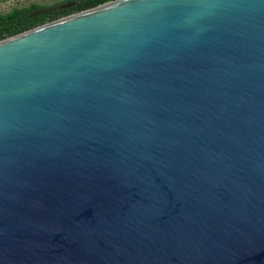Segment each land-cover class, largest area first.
<instances>
[{
  "label": "water",
  "instance_id": "water-1",
  "mask_svg": "<svg viewBox=\"0 0 264 264\" xmlns=\"http://www.w3.org/2000/svg\"><path fill=\"white\" fill-rule=\"evenodd\" d=\"M0 264H264V0L0 41Z\"/></svg>",
  "mask_w": 264,
  "mask_h": 264
},
{
  "label": "trees",
  "instance_id": "trees-1",
  "mask_svg": "<svg viewBox=\"0 0 264 264\" xmlns=\"http://www.w3.org/2000/svg\"><path fill=\"white\" fill-rule=\"evenodd\" d=\"M115 0H69L53 6L32 4L0 14V41Z\"/></svg>",
  "mask_w": 264,
  "mask_h": 264
},
{
  "label": "rangeland",
  "instance_id": "rangeland-1",
  "mask_svg": "<svg viewBox=\"0 0 264 264\" xmlns=\"http://www.w3.org/2000/svg\"><path fill=\"white\" fill-rule=\"evenodd\" d=\"M67 1L69 0H0V14H6L11 12L13 9L28 7L32 4L40 6H53L60 3H66Z\"/></svg>",
  "mask_w": 264,
  "mask_h": 264
}]
</instances>
